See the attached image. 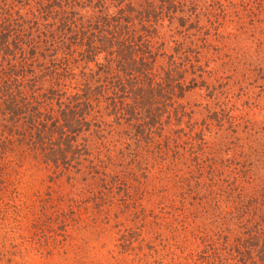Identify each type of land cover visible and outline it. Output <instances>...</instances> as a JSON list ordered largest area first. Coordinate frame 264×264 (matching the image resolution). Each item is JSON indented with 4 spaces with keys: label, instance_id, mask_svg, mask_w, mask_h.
Listing matches in <instances>:
<instances>
[{
    "label": "trees",
    "instance_id": "16d2710c",
    "mask_svg": "<svg viewBox=\"0 0 264 264\" xmlns=\"http://www.w3.org/2000/svg\"><path fill=\"white\" fill-rule=\"evenodd\" d=\"M204 10L201 0H0V185L29 161L66 176L70 191L37 200L38 219L65 233L89 200L106 213L122 189L133 225L120 246L135 251L151 226L131 205L132 165L169 181L170 228L201 227L189 257L161 264H264V137L244 141L210 104L200 123L187 100L213 88L191 32Z\"/></svg>",
    "mask_w": 264,
    "mask_h": 264
},
{
    "label": "rangeland",
    "instance_id": "374dc122",
    "mask_svg": "<svg viewBox=\"0 0 264 264\" xmlns=\"http://www.w3.org/2000/svg\"><path fill=\"white\" fill-rule=\"evenodd\" d=\"M201 1L205 5L202 28L191 32L197 33L205 78L215 91L198 87L187 100L200 123L209 114L205 107L210 104L220 115L226 110L237 119L244 141L258 144L264 137V0ZM223 133L232 138L230 130ZM131 166H125L123 175L133 186L131 205L147 211L151 226L145 241L135 244V251L120 246V231L133 225L124 214L122 189L115 190L117 202L106 207V213H99L102 207L89 200L78 214L79 227L70 225L65 233L63 225L50 227L45 217L38 219L42 207L37 200L51 190L66 193L71 184L66 176L53 180L52 169L29 161L18 167L9 187L0 185V264H138V258L161 264L160 257L169 259L172 253L185 260L201 242L195 231L201 227L193 224L189 231L175 222L170 228L174 217L166 211L171 192H164L169 181L143 169L129 172ZM78 186L84 187L85 181L80 180Z\"/></svg>",
    "mask_w": 264,
    "mask_h": 264
}]
</instances>
